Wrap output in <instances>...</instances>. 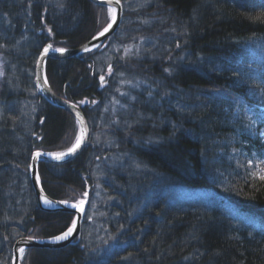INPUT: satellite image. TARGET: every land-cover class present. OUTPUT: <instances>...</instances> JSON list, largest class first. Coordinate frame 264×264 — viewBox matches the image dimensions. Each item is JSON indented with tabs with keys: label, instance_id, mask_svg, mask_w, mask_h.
Masks as SVG:
<instances>
[{
	"label": "trees",
	"instance_id": "1",
	"mask_svg": "<svg viewBox=\"0 0 264 264\" xmlns=\"http://www.w3.org/2000/svg\"><path fill=\"white\" fill-rule=\"evenodd\" d=\"M109 22L92 0H0V264L20 237H55L75 216L41 210L29 173L36 150L64 151L79 133L72 113L37 94L38 57ZM120 30L155 47L48 60L52 88L82 107L91 137L71 162L39 164L59 200L88 184L93 197L105 173L110 232L98 238L86 221L77 244L29 248L22 264H264V0H150L128 8ZM143 188L155 197L147 207L131 199Z\"/></svg>",
	"mask_w": 264,
	"mask_h": 264
},
{
	"label": "water",
	"instance_id": "2",
	"mask_svg": "<svg viewBox=\"0 0 264 264\" xmlns=\"http://www.w3.org/2000/svg\"><path fill=\"white\" fill-rule=\"evenodd\" d=\"M92 1L116 9L117 22L113 25L112 29H110L109 32L106 33L104 36L96 35L97 37L96 39L92 38L88 42L84 43L82 46L72 49H65L64 52L57 51V49H61V48H54L52 45L51 47H49L48 45L46 47L47 52H45L46 48H44L39 56L36 66V73H35V86L37 89V93L48 103L52 104L53 106L65 109L75 116L80 128L79 138L81 140V143L79 147L75 148V150L72 152H69L68 150L63 151L65 155L60 158H57L55 154L61 152H53L43 149L36 150L32 155L31 162L29 165V173H30L31 181L38 199L40 209L48 212L61 211V212L74 214L75 215L74 220H76V228L74 229L73 234L71 236L63 240H55L54 237H49V238H38L31 236L20 237L19 239H17L13 247L12 264H22L21 257L25 252V250L29 248L61 249L71 244H77L79 242V238L83 229L85 215L90 201L89 191H87L84 194V197L80 198L78 201L59 200L51 197L43 187L40 171H39V164L42 162H48V163L71 162L74 158H76V156H78L81 153V151L85 149L90 138L91 130L88 119L84 113V110L76 103L59 96L54 91L47 76L46 66L50 58H56V59L77 58L87 52L94 50L95 48L103 44L105 40L117 30L123 17L124 10H123L122 1L120 0L119 4H116L115 0H112L111 4L108 3V0H92ZM37 153H39V155H37ZM46 200L48 201V203L45 202ZM65 201L67 203H63ZM81 201H83L81 206L82 210L81 207H72L73 204L80 205ZM20 249H23L24 251L20 252L19 251Z\"/></svg>",
	"mask_w": 264,
	"mask_h": 264
},
{
	"label": "rangeland",
	"instance_id": "3",
	"mask_svg": "<svg viewBox=\"0 0 264 264\" xmlns=\"http://www.w3.org/2000/svg\"><path fill=\"white\" fill-rule=\"evenodd\" d=\"M148 1H150V0H144V1L143 0H127L126 5L130 8H133L136 5L140 6L141 3H144V2L146 3ZM121 36L122 37L124 36L123 32H122ZM154 47H155V41L154 40L145 39L144 37L139 38V36H138L135 38H130L129 40H125L122 43H118V45L116 44V42L112 43L108 48H106L105 53L107 55L118 54V56H120V57H132V56L141 57V56H147L148 53L150 54V51H152V49ZM2 66H3V63H2V60L0 58V86H1V80H2ZM113 104L114 103L110 102L111 106ZM116 106L117 105H114L113 108H115ZM119 110H122V109H120V103L118 102V111ZM102 166H104V165H102ZM95 173H96V178L98 179V181L96 182L97 183V186H96L97 190H96L95 196L93 198L94 201H93V204L91 206V212L87 216L88 217L87 226L90 229V231H92V234L98 235L100 237H98V236L97 237L101 238L105 234V232L102 233V231H103L102 228L107 230L106 229L107 223L105 222L106 220H104V218H107V213H106L107 210L106 211L104 210L105 209L104 204L109 200L110 195H108V193H107V188L103 186L105 184L104 183L105 173L104 174H102L101 172H95ZM142 192H144L143 194H145L142 196V198H140L139 195L136 196L137 194L134 193L135 196L132 194L131 199L133 201V204H135V202L136 203L139 202L141 206L147 207L148 205L152 204L155 197L151 196V194H149V195L146 194L147 191H145V188L142 189ZM166 192H168V191H166ZM161 193H162V191H161ZM112 199L115 201L114 198H112ZM101 202H103V203H101ZM170 203H173V201ZM109 230L110 229H108L107 231H109ZM106 237H107V235H106ZM110 238H112V237H110ZM118 242H119V240H118ZM123 247L124 246H120V244L118 243V249H123Z\"/></svg>",
	"mask_w": 264,
	"mask_h": 264
},
{
	"label": "snow or ice",
	"instance_id": "4",
	"mask_svg": "<svg viewBox=\"0 0 264 264\" xmlns=\"http://www.w3.org/2000/svg\"><path fill=\"white\" fill-rule=\"evenodd\" d=\"M108 3L111 4L112 3V0H108ZM115 3L116 4H119L120 3V0H115ZM109 14H110V22L106 24V26H104L102 28V30H100L98 32V36H104L106 33L109 32L110 29H112L113 25L117 22V15H116V9L113 8V7H110L109 8ZM97 37L94 36L93 39H96ZM49 47H51V45H49ZM87 50V49H85ZM57 51L59 52H64L65 49H57ZM45 52H47V48L45 49ZM101 81H103V77H101ZM47 82V81H45ZM81 143V140L80 138H77L75 144L73 145L72 148L68 149L69 152H72L75 150V148L79 147ZM37 155H39V153H37ZM57 158H60L62 156L65 155V153L61 152V153H56L55 154ZM262 180H264V176H261L260 177ZM46 203H48V201L46 200L45 201ZM63 203H67L66 201L63 202ZM82 203L83 201H81V204L80 205H77V204H73L72 207H81L82 206ZM81 210H82V207H81ZM76 228V220H73L71 222V225L67 227V230L65 232H63L60 236H56L54 237L55 240H63V239H67L69 236H71L73 234V231L74 229ZM20 252H23L24 250L23 249H20L19 250Z\"/></svg>",
	"mask_w": 264,
	"mask_h": 264
}]
</instances>
